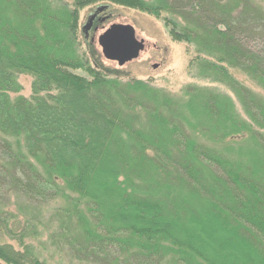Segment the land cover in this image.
Wrapping results in <instances>:
<instances>
[{
  "label": "trees",
  "instance_id": "trees-1",
  "mask_svg": "<svg viewBox=\"0 0 264 264\" xmlns=\"http://www.w3.org/2000/svg\"><path fill=\"white\" fill-rule=\"evenodd\" d=\"M94 5L161 20L191 77L235 99L193 83L176 95L103 67L79 23ZM9 192L56 201L54 236L77 259L264 264V2L0 0ZM14 217L0 210V264H48L33 245L37 223L25 217L15 231Z\"/></svg>",
  "mask_w": 264,
  "mask_h": 264
},
{
  "label": "rangeland",
  "instance_id": "rangeland-1",
  "mask_svg": "<svg viewBox=\"0 0 264 264\" xmlns=\"http://www.w3.org/2000/svg\"><path fill=\"white\" fill-rule=\"evenodd\" d=\"M264 2V0H261ZM97 11V6H88L80 10L79 23L82 27L89 16ZM125 23L133 26L137 39L144 40V48L137 58L118 66L116 62L106 60L100 46L97 43L98 35L103 32L111 23ZM88 39L93 44V54L107 68H120V72L142 80H151L152 83L172 94H180L182 88L187 84H197L214 88L222 93L229 94L235 99L223 85L205 82V80L194 79L187 71L189 54L184 49V44L173 41L163 22L151 15L134 9L121 6L109 5L107 9L97 12V18L92 27L88 30ZM100 58V59H99ZM22 90L20 94L29 96L31 92V77L20 75L18 78ZM235 101L237 110L240 111ZM7 196V197H6ZM56 201L35 202L18 195L16 192H9L8 195H0V210L13 214L15 225L21 227L22 219L31 218L37 223L40 237L33 239L36 250H40L41 258L48 264H106L95 260L77 259L72 250L57 237V226L51 221V215ZM15 247H18L16 239L9 240Z\"/></svg>",
  "mask_w": 264,
  "mask_h": 264
},
{
  "label": "water",
  "instance_id": "water-1",
  "mask_svg": "<svg viewBox=\"0 0 264 264\" xmlns=\"http://www.w3.org/2000/svg\"><path fill=\"white\" fill-rule=\"evenodd\" d=\"M104 7L97 8L92 13L87 22L82 26L83 31L88 33L92 27L97 12ZM97 43L100 46L101 53L106 60L114 61L118 66L138 57L140 51L144 48V40L137 39L132 25L113 22L103 32L98 35Z\"/></svg>",
  "mask_w": 264,
  "mask_h": 264
},
{
  "label": "flooded vegetation",
  "instance_id": "flooded-vegetation-1",
  "mask_svg": "<svg viewBox=\"0 0 264 264\" xmlns=\"http://www.w3.org/2000/svg\"><path fill=\"white\" fill-rule=\"evenodd\" d=\"M96 18H97V16L95 17V19H96ZM95 19H94V20H95ZM93 22H94V21H93Z\"/></svg>",
  "mask_w": 264,
  "mask_h": 264
}]
</instances>
